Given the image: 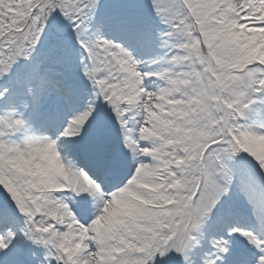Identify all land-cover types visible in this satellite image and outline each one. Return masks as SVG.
Returning <instances> with one entry per match:
<instances>
[{
    "label": "rangeland",
    "instance_id": "1",
    "mask_svg": "<svg viewBox=\"0 0 264 264\" xmlns=\"http://www.w3.org/2000/svg\"><path fill=\"white\" fill-rule=\"evenodd\" d=\"M24 1L25 7L22 15L16 18L13 27V30H18V32L1 35L0 77L7 76L12 72L16 73V71L22 72L32 57L38 58L39 49L46 47L48 34L55 35L49 32L52 30L50 27L66 28L67 20H70L69 26L72 27V31L78 30L77 36L83 38V42L86 41L85 47L88 56L82 48L72 49L68 53L69 61L54 59V56H51L48 59H51L53 73L60 76L62 68L59 70L56 62L64 61L63 64L68 66L65 70L72 74V78L84 83L83 76L80 77L79 74L80 70H83V73L87 72L90 67L100 70L94 77V82L99 86L98 90L100 89L99 93L98 91L91 93L85 109L69 121L62 134L64 139L60 144H65L64 147L70 148L75 144L71 136L76 135L78 131L82 134L79 136L80 139H85L87 132L83 131L84 125L88 123L90 126L91 121H101L109 116L110 106L116 105L118 100L130 103L129 112H135L130 116L131 121L135 119L137 113L139 121L141 119L138 127L141 130L140 135L137 136L138 141L141 138L148 139L143 144L138 142L136 148L139 155L147 157V161H140L141 165L137 164L138 167L129 182L125 187L122 186L107 197L108 199L102 203L101 209L96 211V216L97 219H101L99 223L105 225L113 214L123 213L128 219L129 215L136 210L138 217L145 219L146 224L150 223L154 226L153 229L156 230L157 235L154 237L153 231H148L149 241L141 247L140 231L136 230L135 233L127 235L115 234L113 237L116 242L122 243V246L127 244L124 249L121 248V259L117 260L113 256H109V252L120 245L115 246L114 242L105 241L100 245L103 247L102 249L100 246H91L87 240L92 238L91 235H74L65 226V229H55L53 235L46 239L47 244L54 245L56 248L57 256L63 253L72 264H84L86 260H88V264H110L108 262H112V264H180L183 256H186L185 251L189 247L190 238H193V232H196L198 225H191L194 229L186 230L190 226L189 224L194 221V215L189 206L190 200H196L199 205L204 206L211 199L215 201L221 195L219 193L217 196L216 190L222 186L216 187V175L215 173L211 175L210 172L212 163L215 164V167L218 166L217 170L225 171V165L222 163L218 153L219 149H217L214 153L205 155L204 158H210L208 163L211 162V164L207 168L208 172L205 173V177L207 176L210 182L201 181L202 183L198 184L199 175L194 174L192 170L197 167L198 153L205 143L200 142L198 147H195L197 151L193 153V144L186 140L191 136H195L194 139H196L198 136L203 137L204 134L211 137L210 142L223 137L225 144L228 143V139H231V142H234L232 147L236 150L240 148L244 152L238 151L240 157L236 156L232 160L237 169L243 172L246 187L250 191L247 196H254V198L258 196L257 204L263 208L264 179L260 175H264V131L260 132L257 129L259 126L264 127V95L258 92L264 89V69L260 65L264 63V30L256 29L259 31L255 36L248 34L249 25L258 27L254 23L253 17L241 18L238 15L243 11H236L238 12L235 14L237 19L246 25L239 23L240 20H238L235 22L236 26H231L224 31L220 30L215 35L212 34L214 33L212 27L214 26L216 30L220 28V18L215 16L210 23L206 24L205 16L212 17V14L220 10V5H225V0H184L187 4L195 3L196 8L197 5L199 6L193 15L195 20L204 26H199V31L203 32L202 35L197 36V31L191 29L189 22L192 13L176 0H117L118 4L116 5H121L119 2L122 3V1L125 4H133V7H141L145 11L155 14L159 21L172 19L168 23L171 26L170 30L168 27L164 29L163 23L157 24L161 28L158 29V46L156 44V48L160 49L151 50L138 56L137 53L130 50L120 51L117 48L119 44L110 43L108 38L103 36L106 28L101 24V21H108L114 16L117 18L123 15L130 19H137L135 16L118 12L122 6L115 9L113 16L104 18V16L101 17L102 13L94 15L97 11L96 8L103 0H55L54 4L50 0ZM105 1L108 5V1L111 0ZM218 2L222 3L218 5ZM208 3L212 5L211 14L206 13ZM206 4L208 6H205ZM13 6L15 7L12 4L11 7ZM106 8L108 7L106 6ZM39 9L45 14L47 11L52 13L40 15ZM76 10L81 11L82 14L79 24H77L78 20L74 18ZM247 14L255 15V12ZM40 17L45 21H38ZM223 32H226V35H230L231 38L228 39ZM257 36L259 43L254 55V52L251 51V43L256 40ZM151 38L149 36L147 40L145 39L142 45H149ZM201 41L206 45V50H211L210 53L216 62L212 68L213 75L206 73L203 68L204 62L199 60V56H197L196 62L192 61V55L185 45L198 46ZM195 52H199V48L196 47ZM74 60H76L75 65L71 63ZM131 62L134 63L133 66H130ZM78 69L80 70L78 71ZM198 71L200 72L198 73ZM41 75V73H36L31 78L29 76V86L27 87L15 86L18 87L19 93L16 94L13 89V99L12 91H6L4 88L9 83L0 84V172L11 175L13 193L18 192L21 195L24 194L25 197L30 196V200H26V204H24V196L18 198L22 201L18 205L23 207V213L29 214L26 220L31 224L33 230L28 226L32 232L30 236H25L32 245H38L36 242L40 237L38 236L39 228H35L33 220L28 221V217L32 216L33 218L37 211L44 215L46 221L49 218H59L64 223L66 218L62 212H59L62 210L61 207L54 206L50 196H45L46 192L40 191L37 195H29L25 191L32 186L37 189H55L60 186L68 189L74 179L73 168L67 164L66 155L58 151L57 145L52 146L50 142V148H52L50 155L42 151L44 146L40 141L35 142L24 138L18 142L17 139H14L17 136H27V128L31 127V123L27 121L39 116L40 108H37L38 106L44 105V108L50 107L55 110L62 107V99L57 95H51L55 89L54 84L57 82L54 80L46 82ZM84 76L86 77V75ZM150 77L153 80H147ZM194 79H200V81ZM201 86L203 91L200 90ZM49 94L51 97H46ZM195 94L203 96L201 103H199L200 99L191 100L192 96L196 97ZM254 97L258 100H254ZM189 100L198 104H189ZM7 104L9 106L5 108ZM161 114L163 115L161 116ZM192 120H197V123L193 124ZM168 123L171 124V127L164 129V125ZM182 123H186L185 126L192 125L184 135L177 136L178 127ZM200 125L206 126L203 127V131L200 130ZM15 130H18V135L17 132H13ZM220 131L225 133V136H221ZM2 137L6 140H16L18 143L1 142ZM212 149L209 148V152ZM134 151L132 146L131 154ZM189 153H193V155H189ZM182 168L190 170V172H186L185 181H183ZM207 169L205 168V170ZM220 179L223 180V177ZM147 184L150 188L155 187L160 190L162 207L156 211H160L159 215L162 220L160 225L150 221L154 211H151L153 208L148 202L146 205L149 206L146 207L142 205L143 200L139 201V205H137L138 201L131 197L135 193L138 194V198H142L139 191L142 192L145 189L148 191L145 187ZM141 185L142 187H140ZM8 195L11 196L12 192L9 191ZM175 208L178 214L173 211ZM0 210L3 209L0 208ZM172 217H175L174 220ZM133 224L134 222L131 225L133 226ZM136 228L138 227L136 226ZM227 234L232 233L224 231L220 236L222 243H226L227 238L224 235ZM77 237L81 239L76 240ZM203 237L204 235L200 233L199 239ZM11 239L15 243L10 246L9 254H13L15 251L25 252L23 241L20 239L17 241L16 237H7L2 242V246L9 245V242H12ZM200 241L198 240L197 246ZM258 241L264 240L258 239ZM88 249H91V252ZM221 250V247L215 246L204 252L216 253ZM253 264H264V254L257 256Z\"/></svg>",
    "mask_w": 264,
    "mask_h": 264
},
{
    "label": "bare ground",
    "instance_id": "2",
    "mask_svg": "<svg viewBox=\"0 0 264 264\" xmlns=\"http://www.w3.org/2000/svg\"><path fill=\"white\" fill-rule=\"evenodd\" d=\"M163 114H161V116H162ZM167 125V124H166ZM166 125H164V126H166ZM37 138V137H36ZM41 142L42 144H43V146H44V149H42V151L45 153V154H50L51 155V153H52V148H50V146H51V144L48 142V140H45V139H40L39 138V140H37V142ZM96 148H98V146H96ZM97 174H100L99 173V171H97ZM72 196L74 197V198H77V196H76V193H75V191H73V193H72ZM90 200H92L91 199V196L89 197V198H87L86 200H85V202H82L81 204H79V207L80 206H82V204L83 203H85V205H84V207H89L90 205H92L93 204V201H91L90 202ZM84 207H82V208H84ZM81 208V207H80ZM239 218L241 217V219H240V222H239V224L241 223V225L243 226V227H247V228H251V229H254V230H256V232L258 233V235H263L264 236V223L260 226V225H257V227L254 225V222H253V220L255 219L256 221L257 220H259L260 221V219H261V221L263 220V214H260L258 211H254V210H247V211H239ZM81 215H85V212H82V214ZM250 215H251V217H250ZM228 217H225L224 218V220H226ZM38 220H41V221H43V218L42 217H40ZM71 224H73V223H71L70 222V225ZM116 224V223H115ZM19 225H20V223H19ZM255 226V227H254ZM74 225L73 226H70L69 227V229L71 230L70 232L71 233H75L76 234V231H74ZM253 227V228H252ZM44 232H47L48 231V229L47 228H45L44 230H43ZM114 231H119V229L114 225V223H108V226H105L104 228H101V229H99V230H96V231H94V234H95V236H96V238H95V240H93V243H95L96 241H103V237H106L107 239H112L113 238V236H115V233H114ZM201 232H206L207 231V229H206V226H203L202 228H201V230H200ZM216 232H218L217 230H214V233H216ZM121 233V232H120ZM249 234V233H248ZM77 235V234H76ZM247 237H250V235L249 236H247ZM213 242V244L212 245H215L216 244V242L215 241H212ZM212 245H205V247L206 248H208V247H211ZM27 248H28V250L29 251H33V249L30 247V246H28L27 245ZM241 252L240 250H238V248H236V250H235V252ZM241 254H249V255H251L250 253H248V252H242ZM109 256H113V255H111L110 253H109ZM22 256H18V257H15V258H13L12 260H9V259H6V260H4V261H9L11 264H18L19 263V259L18 258H21ZM11 258V257H10ZM228 259L229 260H227L226 262H225V264H246L245 263V261H246V259L245 260H240L239 259V255L238 254H236L235 255V257L234 258H230L229 256H228ZM220 261H223L224 262V260L223 259H221ZM2 262V261H1ZM4 263V262H3ZM7 263V262H6ZM86 264V263H85Z\"/></svg>",
    "mask_w": 264,
    "mask_h": 264
},
{
    "label": "trees",
    "instance_id": "3",
    "mask_svg": "<svg viewBox=\"0 0 264 264\" xmlns=\"http://www.w3.org/2000/svg\"><path fill=\"white\" fill-rule=\"evenodd\" d=\"M35 1L39 2L40 0H35ZM4 4H6V3H4ZM17 5L19 6L18 11L14 10V9H3V8L0 9V21H2L3 19H8V23H11L12 19H13V22H14L16 17H20L21 14H22L23 9L25 7V1L24 0H19L17 2ZM53 45L56 46V44H53Z\"/></svg>",
    "mask_w": 264,
    "mask_h": 264
}]
</instances>
